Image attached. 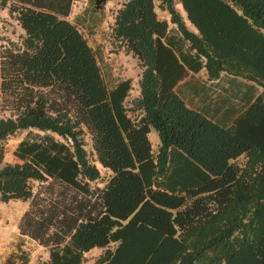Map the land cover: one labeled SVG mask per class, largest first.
<instances>
[{
    "label": "trees",
    "instance_id": "16d2710c",
    "mask_svg": "<svg viewBox=\"0 0 264 264\" xmlns=\"http://www.w3.org/2000/svg\"><path fill=\"white\" fill-rule=\"evenodd\" d=\"M71 4L0 0L22 32L0 45V203L28 202L17 231L46 250L36 264H81L93 248L104 249L94 264H264V0L124 2L110 34L140 68L130 107V79L110 76L66 20ZM201 70L261 93L223 128L175 90ZM24 130L36 133L1 166L4 141ZM95 163L108 177L92 188Z\"/></svg>",
    "mask_w": 264,
    "mask_h": 264
},
{
    "label": "rangeland",
    "instance_id": "374dc122",
    "mask_svg": "<svg viewBox=\"0 0 264 264\" xmlns=\"http://www.w3.org/2000/svg\"><path fill=\"white\" fill-rule=\"evenodd\" d=\"M70 14L66 18L68 22L75 25L92 47H98L101 51L103 63L109 68L110 76L119 79H130L131 90L126 99L127 107H130L131 100L134 98L135 91H137V81L139 78L140 68L136 59L130 54L124 52L122 48L115 43L110 34V26L112 24L113 15L121 8L122 4L127 0H110L106 2L99 10H94L89 3V0H71ZM177 11L184 18L180 5L176 6ZM157 11V10H156ZM189 28V25L187 24ZM22 35L21 30L16 23L7 14V8L0 6V45L10 46L12 42L14 47L19 46V37ZM132 117H137V112H131ZM9 117V113L0 111V118ZM28 133L34 134L35 130L18 131L10 136L3 143L4 159L1 166L5 163L17 162L13 156L12 151L19 141L28 136ZM152 137L154 133L152 132ZM85 151L90 152L88 137H84ZM89 159L92 157L88 155ZM96 168L100 172V179L90 184V187H102L107 175L98 164L95 163ZM45 184H33V192H42ZM40 189V190H39ZM28 202L12 201L6 204L0 203V214L7 216L8 219H16L18 212H24L27 208ZM12 229V228H11ZM4 234L0 240V264H6V260L14 255H25L28 258L27 264H36L37 262H44L47 259L46 250L33 241L19 235L18 231L11 230ZM18 236L15 238V234ZM13 243V244H12ZM13 245V248L12 246ZM12 248V249H11ZM104 249L93 248L84 254L81 264H94V262L102 256ZM18 262L15 261L14 264Z\"/></svg>",
    "mask_w": 264,
    "mask_h": 264
},
{
    "label": "crops",
    "instance_id": "0c3cea01",
    "mask_svg": "<svg viewBox=\"0 0 264 264\" xmlns=\"http://www.w3.org/2000/svg\"><path fill=\"white\" fill-rule=\"evenodd\" d=\"M159 18L168 23V36L176 37L175 28L169 24L168 16L161 13ZM175 90L188 108L200 112L223 128L229 127L261 93L259 87L239 77L221 74L217 79L209 80L203 70L194 74L189 73ZM136 96L137 91L134 94V97ZM135 112L138 114L135 117L137 120L141 113L138 110ZM151 134H149V140L151 139L154 143L155 137ZM106 175L108 177L107 173ZM22 214L23 210L17 213L15 220H9L7 216L0 214V240L11 228L17 232V225ZM17 236L18 233L15 234V238ZM11 246L13 248V245Z\"/></svg>",
    "mask_w": 264,
    "mask_h": 264
}]
</instances>
